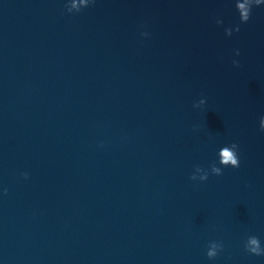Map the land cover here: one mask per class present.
Instances as JSON below:
<instances>
[{
	"label": "clouds",
	"instance_id": "1",
	"mask_svg": "<svg viewBox=\"0 0 264 264\" xmlns=\"http://www.w3.org/2000/svg\"><path fill=\"white\" fill-rule=\"evenodd\" d=\"M257 4H259V0H257ZM241 9H243V5H235ZM250 19V14L247 11H243L240 15V20L243 23H246L248 20ZM237 31H239V27L237 28ZM239 50H237V55H239ZM234 64L238 65L237 61L233 62ZM194 106V105H193ZM195 107V106H194ZM262 131H264V129H262ZM232 147L234 149H238V145L233 143ZM223 159L219 161L220 164H223L225 167H228L229 162L231 163V167L232 168H238L240 166V160L238 157L237 152L236 153H230L229 150L227 148H225L223 150L222 153ZM211 168V173L214 175H222V169L220 167H217L216 164H212L210 166ZM196 170L197 171H204L203 168H201L200 166H196ZM190 179L192 180H197V177L195 175H192L190 177ZM208 179V172L205 171V174L199 177L200 181H206ZM7 193V190L5 189V194ZM251 243L256 245V247H253L251 249L248 250L249 253L256 255V256H261L264 255V249H262L259 245V239L257 237H253L251 239ZM221 247H223V245L221 244ZM207 256L208 258H215L217 256V252L214 250H209L207 251Z\"/></svg>",
	"mask_w": 264,
	"mask_h": 264
}]
</instances>
